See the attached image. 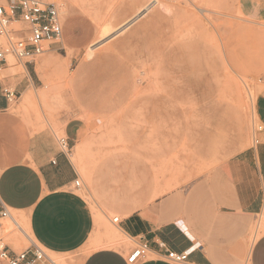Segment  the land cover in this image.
<instances>
[{
  "label": "rangeland",
  "instance_id": "obj_1",
  "mask_svg": "<svg viewBox=\"0 0 264 264\" xmlns=\"http://www.w3.org/2000/svg\"><path fill=\"white\" fill-rule=\"evenodd\" d=\"M45 1L60 6L62 40L46 44L30 63L7 56L10 76L30 81L25 92L34 101L23 103V92L4 113L45 152L61 148L66 125L81 127L68 153L80 182L71 188L95 217L105 211L108 226L116 224L111 208L125 189L149 199L185 188L256 144L258 127L264 129L255 112L264 94V22L244 17L237 0H205L209 10L200 6L204 0ZM26 28L23 20L9 23L16 36ZM140 70L147 78L134 83ZM156 72L159 83L149 86ZM100 186L110 197L98 196ZM10 211L27 234L5 218L0 238L17 249L29 238L38 243L25 229V214ZM261 222L264 210L252 222L250 241ZM97 228L91 250L109 245L93 239ZM7 230L20 234L19 246ZM120 241L126 252L135 246L123 233ZM44 250L59 264H81L88 251Z\"/></svg>",
  "mask_w": 264,
  "mask_h": 264
},
{
  "label": "crops",
  "instance_id": "obj_2",
  "mask_svg": "<svg viewBox=\"0 0 264 264\" xmlns=\"http://www.w3.org/2000/svg\"><path fill=\"white\" fill-rule=\"evenodd\" d=\"M237 5L248 20L264 22V0H237ZM0 76V209L23 212L38 243L50 251L88 250L81 264H128L131 249L91 250L90 237L105 211L95 217L87 200L72 190L78 173L69 152L61 148L45 152L40 141H28L18 121L4 113L9 102L3 89L12 90L17 97L30 81L11 77L7 62L0 65ZM255 109L264 126V94L258 96ZM64 132L71 150L81 127L68 124ZM239 155L224 160L185 188L154 198L124 190V198L111 209L119 215L118 227L135 245L140 241L148 244L146 258L136 264H172L159 246L161 242L166 249L188 253L181 264H260L264 234L250 246V231L264 210V129L258 132L256 144ZM129 175L132 181V173ZM97 192L99 197L111 194L101 186Z\"/></svg>",
  "mask_w": 264,
  "mask_h": 264
},
{
  "label": "built area",
  "instance_id": "obj_3",
  "mask_svg": "<svg viewBox=\"0 0 264 264\" xmlns=\"http://www.w3.org/2000/svg\"><path fill=\"white\" fill-rule=\"evenodd\" d=\"M19 20H23L27 28L20 31L21 36H16V31L9 29V23ZM0 36H5L7 39L6 47L0 45V65L7 62L8 55L25 63L35 61L47 50L46 44L49 46L62 40L63 25L60 6L45 0L0 1ZM3 93L8 102L16 99L14 92L8 88H4ZM258 130L261 131L262 127L259 126ZM59 144L63 152L70 151L65 137L59 139ZM74 185L79 187L80 182L75 180ZM5 218H8L18 231H23L10 209L1 206L0 219ZM113 222L117 223L118 217H114ZM26 240L29 243L28 246L17 249L0 238V264H59L39 243L31 238ZM159 246L165 249L166 259L172 264L184 263L188 258L187 252L166 249L163 242L159 243ZM148 251L146 241L137 242L126 256L127 263L136 264L142 261L146 258Z\"/></svg>",
  "mask_w": 264,
  "mask_h": 264
},
{
  "label": "bare ground",
  "instance_id": "obj_4",
  "mask_svg": "<svg viewBox=\"0 0 264 264\" xmlns=\"http://www.w3.org/2000/svg\"><path fill=\"white\" fill-rule=\"evenodd\" d=\"M213 1V0H212ZM205 2V0H204ZM210 2V1H209ZM199 4V3H198ZM209 4V3H208ZM212 4V3H211ZM200 6L203 7L204 10H209L210 6L207 5V3H201ZM22 68V66H21ZM24 68V67H23ZM150 72V71H149ZM152 72V71H151ZM150 72V73H151ZM155 73V72H154ZM151 75V74H150ZM149 76V75H148ZM146 77V71L145 70H140L138 71L137 73V76L136 78L134 79V83L135 81H144ZM158 74L156 72V74H154V76H152L151 80H150V85L149 86H154L156 85V83L158 82ZM147 78V77H146ZM131 79V78H130ZM147 84H149L148 82H146ZM159 83V82H158ZM124 84V83H123ZM161 84V83H160ZM142 88V87H141ZM149 87H147L148 89ZM157 89H160V88H157ZM150 90V89H149ZM154 90V89H153ZM262 90V89H261ZM135 91V90H134ZM146 91V90H145ZM152 91V90H151ZM153 92V91H152ZM139 93V92H138ZM146 93V92H145ZM144 94V93H143ZM149 94V92H148ZM252 99V98H251ZM34 101V97L32 95L31 92H24L23 93V103H29ZM28 105V104H27ZM256 112V111H255ZM258 116V115H257ZM76 159V155L74 156V160ZM84 168V167H83ZM85 169V168H84ZM85 173V172H84ZM88 176V175H87ZM162 191V189H161ZM164 192V191H163ZM158 193V192H157ZM157 195V194H156ZM15 212H21V211H16V210H13ZM23 213V212H22ZM128 214V213H127ZM20 215V214H19ZM22 216H20L21 218ZM22 219V218H21ZM24 221V220H23ZM262 223V222H261ZM23 224L25 225V229H27V231H31V228H30V223L26 217V220L25 222H23ZM21 225V224H20ZM97 225H98V228H97V231H96V235L93 239H99V240H102L103 242L109 244L108 247H112V248H122L123 245L120 241V233H123V235L127 236L117 225V223L114 225V226H108V224H106V222L104 221V219H102L100 217V219H98L97 221ZM96 225V226H97ZM103 226V230H99L101 227ZM260 226V225H259ZM22 232L23 234L26 236L27 233H25V230L22 228ZM11 230H7L6 232H4L5 235H7V239L8 241L11 243V244H14V246H19V244L22 242L23 238L20 236L19 233H12V234H9ZM262 234H264V222L261 224L260 228L255 232V236L253 237L252 241H251V244L250 246L253 245V243H255L256 239L261 236ZM102 235V236H100ZM122 235V234H121ZM93 236V235H92ZM128 237V236H127ZM28 238V237H27ZM122 238V237H121ZM124 242V241H123ZM126 246V245H125ZM128 246V245H127ZM125 249V248H124ZM250 251V250H249ZM249 258V257H248ZM247 259V258H246ZM248 262V261H247ZM249 264H250V261H249Z\"/></svg>",
  "mask_w": 264,
  "mask_h": 264
},
{
  "label": "snow or ice",
  "instance_id": "obj_5",
  "mask_svg": "<svg viewBox=\"0 0 264 264\" xmlns=\"http://www.w3.org/2000/svg\"><path fill=\"white\" fill-rule=\"evenodd\" d=\"M260 264H264V253H262V259L260 261Z\"/></svg>",
  "mask_w": 264,
  "mask_h": 264
}]
</instances>
